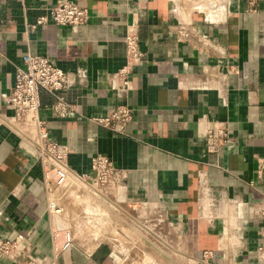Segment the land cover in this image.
Listing matches in <instances>:
<instances>
[{
    "label": "crops",
    "instance_id": "crops-1",
    "mask_svg": "<svg viewBox=\"0 0 264 264\" xmlns=\"http://www.w3.org/2000/svg\"><path fill=\"white\" fill-rule=\"evenodd\" d=\"M73 1L89 11V23L34 29L58 0H0V245L19 240L52 258L69 231L73 243L56 264H264L257 172L264 158V0L257 12L247 0ZM130 32L143 54L138 63L128 57ZM27 53L69 76L61 95L75 115L56 116V98L42 91L41 118L70 148L71 177L90 174L96 155L110 158L121 173L107 189L112 203L162 215L152 242L147 228L128 234L131 246H112L95 226L77 232L65 214L48 215L35 151L5 124L14 115L6 97ZM119 106L134 114L126 135L87 119ZM215 128L227 136L211 153L207 136ZM90 202L95 220L101 200ZM0 264L19 263L1 257Z\"/></svg>",
    "mask_w": 264,
    "mask_h": 264
},
{
    "label": "built area",
    "instance_id": "built-area-1",
    "mask_svg": "<svg viewBox=\"0 0 264 264\" xmlns=\"http://www.w3.org/2000/svg\"><path fill=\"white\" fill-rule=\"evenodd\" d=\"M250 12H257L260 0H247ZM89 11L73 0H58L45 10L32 25L34 29L47 24L57 26L79 27L89 23ZM128 57L133 63H138L143 54L138 48V36L130 32L126 38ZM125 71L121 73L124 77ZM70 86L69 76L62 68L49 58L27 53L24 56V66L16 71V81L6 97L7 104L14 110V115L5 124L22 140L26 141L35 151L41 166L47 192L49 216L63 213L57 199V190L68 184L71 177L68 146L60 144L51 137L47 123L41 118V92L46 91L56 98L53 111L56 116L67 118L75 115L74 108L68 104L61 93ZM123 86L128 89L129 81L123 78ZM133 110L128 106H119L105 116L87 118L90 122L118 135H126L127 126L133 120ZM227 134L221 128L212 129L207 136L208 150L218 151L225 142ZM258 178L264 186V158L259 160ZM80 181L91 182L93 188L107 190L112 182L121 178L113 161L104 155H96L91 162V173L79 175ZM162 218V215H161ZM164 222V220H162ZM56 239V238H54ZM64 242L54 245L52 258L40 257L31 250L23 248L19 240L6 241L0 245V258L8 257L19 264H56L59 254L68 250L73 243L71 232L65 233Z\"/></svg>",
    "mask_w": 264,
    "mask_h": 264
},
{
    "label": "rangeland",
    "instance_id": "rangeland-1",
    "mask_svg": "<svg viewBox=\"0 0 264 264\" xmlns=\"http://www.w3.org/2000/svg\"><path fill=\"white\" fill-rule=\"evenodd\" d=\"M93 198L100 199L102 204L101 213L95 219L97 222H94L95 220L92 218L94 203L90 200ZM57 199L60 206L63 207L62 214H65L66 220L75 231H83L85 228L95 226L102 231L101 236L106 238V241L112 246L113 244L118 245L120 248H125L127 245L131 246L134 242L127 238L128 234L129 237H132V232L135 233L136 230L142 229L147 230V228L146 238L152 242V238L157 237L154 232L164 226L163 218L157 210L147 211L141 208L124 210L120 207L117 208L112 203L114 198L109 190L90 187L87 183L79 181L75 177H70L68 184L57 190ZM138 237L141 238L140 235ZM139 242H141V239H139ZM135 243H138V241ZM149 258L150 262H154L153 255Z\"/></svg>",
    "mask_w": 264,
    "mask_h": 264
},
{
    "label": "bare ground",
    "instance_id": "bare-ground-1",
    "mask_svg": "<svg viewBox=\"0 0 264 264\" xmlns=\"http://www.w3.org/2000/svg\"><path fill=\"white\" fill-rule=\"evenodd\" d=\"M78 176H79V175H73V177H75L76 179H79ZM79 181H80V179H79Z\"/></svg>",
    "mask_w": 264,
    "mask_h": 264
}]
</instances>
